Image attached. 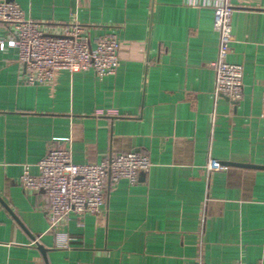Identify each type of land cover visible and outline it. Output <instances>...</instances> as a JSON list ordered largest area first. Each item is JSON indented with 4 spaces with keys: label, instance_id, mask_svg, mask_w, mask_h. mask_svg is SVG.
I'll use <instances>...</instances> for the list:
<instances>
[{
    "label": "crops",
    "instance_id": "1",
    "mask_svg": "<svg viewBox=\"0 0 264 264\" xmlns=\"http://www.w3.org/2000/svg\"><path fill=\"white\" fill-rule=\"evenodd\" d=\"M57 35L77 22L91 41L114 32L120 65L56 71L28 85L0 23V264H264V0H231L228 59L243 68L238 101L214 98L213 8L191 0H0ZM51 147L76 163L135 151L151 166L107 187L101 214L71 213L54 247L42 192L24 165ZM227 168L209 171V158ZM243 164V165H239Z\"/></svg>",
    "mask_w": 264,
    "mask_h": 264
},
{
    "label": "built area",
    "instance_id": "2",
    "mask_svg": "<svg viewBox=\"0 0 264 264\" xmlns=\"http://www.w3.org/2000/svg\"><path fill=\"white\" fill-rule=\"evenodd\" d=\"M191 2L213 8V27L219 36L217 56L208 63L215 72L214 98L223 96L238 101L243 93V68L228 59L233 41L234 6L231 0ZM0 23L8 26L4 42L16 49L17 61L24 68L23 81L28 85H50L60 69L71 72L92 69L97 77L103 78L114 74L120 65V40L114 32L91 41L87 29L72 22L62 33L48 35L42 29V22L26 17L14 1L0 2ZM262 105L261 117H264V92ZM34 166L35 174L29 164L24 165L19 183L29 193L44 194L48 229L55 234L54 247L67 248L71 239L62 229L70 214L74 213L80 223L85 214H101L107 187L120 179L136 183L140 173L148 171L151 162L147 155L129 151L112 153L97 163H76L69 148L51 147ZM226 168L209 158V171ZM193 264L206 263L196 259Z\"/></svg>",
    "mask_w": 264,
    "mask_h": 264
},
{
    "label": "water",
    "instance_id": "3",
    "mask_svg": "<svg viewBox=\"0 0 264 264\" xmlns=\"http://www.w3.org/2000/svg\"><path fill=\"white\" fill-rule=\"evenodd\" d=\"M239 165H243V164H239Z\"/></svg>",
    "mask_w": 264,
    "mask_h": 264
}]
</instances>
